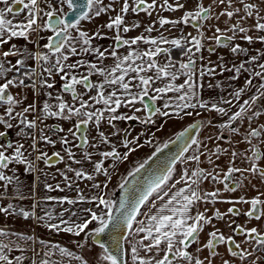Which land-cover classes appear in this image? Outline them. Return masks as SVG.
I'll use <instances>...</instances> for the list:
<instances>
[{
    "label": "snow or ice",
    "instance_id": "snow-or-ice-1",
    "mask_svg": "<svg viewBox=\"0 0 264 264\" xmlns=\"http://www.w3.org/2000/svg\"><path fill=\"white\" fill-rule=\"evenodd\" d=\"M260 2L264 3V0H260ZM59 3L67 4L73 13L71 18L58 14L57 9L53 8L51 4H48L51 10L45 11L40 7V0H27V2L26 0H0V4L4 5V7H0V48L9 44L14 38H22L26 43H34L40 47L38 41L31 40L30 36L45 30H50L53 33L47 38V43L42 46L47 49V52L32 53L27 50L26 46L21 49L16 44H11L8 51H0V57L3 58L0 59V79L4 80L3 83H0V106H6L4 115L0 116V125L12 129L14 125L10 121L19 119V125L23 127L20 128L18 135L27 138L29 133L25 129L35 130L37 119L41 122L47 118H60L69 121L75 119L74 126L69 128L65 135L59 137V143L63 146L71 163L82 164L87 161L93 165V171L89 174L82 169L72 168L69 163L66 170L60 171L59 174L63 177L68 188L72 187V181L67 172H73L77 180L84 178L88 181H95L97 175H103L105 181L102 184L94 182L91 185L96 190V194L91 197L84 195L82 190L77 187L78 196L76 199L53 196L44 198L45 202L57 205L67 203L74 206L78 203H94L96 210L93 208L82 209L83 217L79 216L77 211L72 208H64L59 213L55 212L54 208L44 209L43 215L37 216L36 203L33 204L31 211L16 208L12 203H9L5 207H0V213L6 216H22L25 220H37L43 223L49 231L56 233L64 232L77 237L84 233V239L76 242L77 247L84 249L89 246V241H91V246H98L101 249L98 254V264H127L126 250L120 240L115 239L112 245H107L101 241V236L120 228H124L132 234L134 224L138 225L135 227L134 233L139 239L134 243L130 242V252H127L132 264H213L214 259L219 255L217 248L220 245H227L229 255L242 261L253 255L252 251L242 249L241 243L237 242L234 236L225 237L215 227L213 220L223 221L225 217L241 215L240 209L235 205L243 203L250 205L248 211L243 215L248 220L260 221L264 218V199H261L264 193L251 199L240 197L238 200H222L220 199L221 190L218 187L213 191H205L201 185L206 181L213 185L223 184L224 191L235 192L243 186L244 180L249 177L258 176L264 182V167H260L258 163L264 161V149L260 147V144H264V124L256 128L251 127L254 119L264 116V109L252 111V114L248 115L252 106L257 105L261 98H264V63L257 65L261 71L245 67L246 64H255L259 58L264 57V52L257 50V55L250 56L249 60L242 61L238 66L233 65L232 67L223 63L211 66V61L198 67L197 60L203 61L205 57L197 54L201 53L204 48L203 22L211 21L213 18L219 20L220 16H227L231 20L234 16H238L241 10L244 15L235 24L229 25L226 29L216 27L213 36L207 37V39L213 40L219 47L229 48L233 55H247L248 53V49L240 44L232 45V42L240 34H243L240 39L248 44L256 42L264 44V36L254 38L248 34L253 30L264 32V15H261L260 5L240 0L241 9L239 7L232 8V0H213V3L208 6H205L202 0H196V8L185 10L184 16L180 19L173 20L161 16L157 21L147 26L145 31L151 33L156 23H159L161 28H164L165 25L176 27L179 24H192L197 28V36H192L191 33L185 36L181 33L179 38L168 39L162 34L158 38L142 34L135 38H125L121 35V30L126 34L140 27L138 21H133L130 25L126 24L125 17L129 12L137 15L144 12L151 17L158 4L157 0H151V3L148 0H133L131 4L129 0H123L117 15L110 17L106 25L100 26L101 28L106 27L110 31L115 30L116 33L110 38L114 43L102 50V46H94L93 41L109 39V37L102 35L99 28L90 35L80 28V24L82 21L90 22L102 14L116 11L113 5L119 3V0H110L108 4H105L104 0H59ZM186 3L187 0L185 3H181L180 0H175V3L163 0V3L159 4V8L163 11L175 12L186 9ZM225 3L231 10L221 11L213 16V5ZM16 6L22 7L17 8ZM25 10H27L25 21L14 23V19ZM62 11L61 8L59 12L62 13ZM9 16L12 18H8ZM248 18H254L255 24L246 28L242 26L241 21ZM72 30H75L77 35H72ZM141 44L150 45V47L144 49L140 46ZM161 45H169V47H161ZM121 48L125 49L126 54L118 52V49ZM173 49H178L181 56L187 58L186 62L173 59L171 55ZM207 50L212 53L216 49L210 47ZM88 55H94L96 62L77 59L75 62L69 63L72 56ZM10 56L22 58H18L13 64L7 59ZM161 56H163V60L159 59ZM53 57H55L54 60ZM29 58L36 61L40 68L39 74H37L36 68L27 66L26 61ZM109 58L113 60L111 65L104 63ZM218 59L223 61V57ZM217 67L220 69L219 72H217ZM80 69H86V72H81ZM225 71L234 73L229 77L230 80L239 79L242 72H248L249 78L245 80L244 87L230 92L228 98L221 96L215 102L211 99H202L205 90L220 89L224 91L222 82L213 84L211 78L223 75ZM9 73H14V75L7 78ZM54 74H62L60 75L61 81H63L62 92L69 93L71 101H66L62 94H58L55 97L57 103L52 105L45 101L41 114L32 120H29L26 114L36 112L35 104L28 105L22 112H15V107L22 101L17 100L11 94L10 87H31L35 90L37 84L33 77L38 76L40 87L51 89L55 85L49 83L48 78L53 77ZM94 76L99 78L95 82L92 79ZM180 77L184 78L183 82L176 83ZM206 77L210 79L206 81ZM255 77H259L262 82L248 99H243V102L240 103L242 97L253 87V78ZM25 79L30 80L31 83L25 84ZM169 93L173 95L169 96ZM47 95L51 97L52 93L49 92ZM158 101L163 102L159 107L156 106ZM138 104L141 107H137ZM221 105H228V107ZM237 105H239L238 110L230 112L231 108ZM121 108L128 109L131 114L121 113L119 111ZM199 109L215 111L221 117H227L226 121L214 125L220 130V134L214 138L210 136L206 139L223 140L224 131H228L229 138L226 143L231 144L233 135H241L243 142L250 145L247 151H250L251 155H248L247 151L233 150L227 170L220 169L218 171L219 165H216L212 157L215 156L219 160L220 155L227 153L228 149L220 147L219 144L214 150L208 149L205 141L199 138V130L206 125L202 121H197L177 133L174 139L162 145L157 141L152 156L138 163L129 171L127 177L122 178L119 187L123 190L124 196L119 201L118 207L116 202L105 198L104 189L107 188L108 181L111 180L109 168L104 166L106 160L112 161L110 168L115 171L118 162L126 161L131 153L136 152L144 144L152 146L156 135L151 131V128L156 126V119L153 117L172 119L175 116V118L183 119L193 114L202 115ZM140 112H144L145 116H138L137 113ZM117 121H138L144 128L143 131L132 137L131 126L120 129L116 124ZM245 121L249 128L246 132L241 133L239 125ZM104 122L112 128L111 133L106 134L101 130ZM207 124L212 125V121L209 120ZM89 125L96 129L98 139L94 138L95 143H89ZM233 125L238 126L234 127ZM162 129L163 125H160L156 127V132ZM49 130L54 133L65 132L63 127ZM194 131L195 135H193ZM40 133V141L55 146L57 141L46 135L43 128L40 129ZM7 135L6 131H0V138L6 140ZM69 135L72 136V140L68 138ZM142 136L148 137L144 144L140 143ZM112 137H121L120 144L126 149L124 153L117 149L116 144L112 142ZM30 138L32 139L30 148L33 152H39L34 160L29 159L31 153L25 155L27 150L22 143L0 142V182H3L2 187L4 188V192H0V199L6 197L9 185H15L17 193L20 191L16 169H10V165H25L29 172L36 171V161H43L48 167L52 166L49 163L52 157L47 152L37 149V138L34 132ZM253 138H256L260 143L253 144ZM74 141H79V143H74ZM170 144L177 145V151L153 168L150 161H153V158L159 159L158 154L168 149ZM100 145L110 147L111 150L99 152L101 159L94 161L93 153L87 149L89 147L96 149ZM73 147L82 150L83 160L75 158L76 153L73 151ZM9 149L14 150L13 154H6ZM53 155L58 158L59 162H64V157L60 152H55ZM201 157H205L206 162L213 167L211 169L201 167ZM237 157H242L244 161H247L249 167L235 166ZM177 162L184 164L185 167L180 179L169 184ZM190 164H194L195 167H189ZM5 170L11 171L12 175H8ZM246 173L248 175H245ZM181 183L183 186L173 192L172 189L176 184ZM45 188L48 191H64L59 184L55 187L45 184ZM19 198L26 199L27 197L20 195ZM216 203H230L233 207L228 208L225 213L215 209L212 216L207 215L206 207L204 211H200L201 204L215 205ZM145 205H147V210L141 212L142 206ZM65 213H68V219L64 218ZM138 216H143L144 219H137ZM72 217H76V220H72ZM53 221L58 222L54 223ZM93 222H96L98 226L90 229L89 225ZM233 224L235 221L229 220L227 226L232 227ZM206 226H212L214 230L208 233L209 239L201 246L199 237ZM233 233L245 236L244 243L250 245L254 243L257 248H264V233H261L257 227L248 229L236 224ZM12 236L25 241L31 240L33 243L37 242L34 236L10 233L4 228H0V238H4L0 239V264H23L26 259L24 255L10 258L9 253L15 248H19V245L11 239ZM38 242L43 249H46L44 253L46 258L42 259L40 264H60V261L52 258L57 253L61 257H71L79 261L80 264H89L82 255L78 256L66 247L58 244L53 245L44 240ZM193 244H197V253L207 249L209 255L203 259L199 255H194L189 251ZM19 250L22 253L24 251L22 248ZM33 251L36 250L33 249ZM36 254L39 255L38 252ZM32 264H36L34 259ZM223 264H230V261L224 260Z\"/></svg>",
    "mask_w": 264,
    "mask_h": 264
},
{
    "label": "crops",
    "instance_id": "crops-1",
    "mask_svg": "<svg viewBox=\"0 0 264 264\" xmlns=\"http://www.w3.org/2000/svg\"><path fill=\"white\" fill-rule=\"evenodd\" d=\"M26 2H27V0H26ZM202 2L204 3L205 6H208V5L213 3V0H202ZM245 2L259 4L260 8H261V15H264V3H261L260 0H245ZM161 3H163V2H161ZM161 3H159V4H161ZM0 7H4V5L0 4ZM237 7L242 9V5L240 4V0H232V8H237ZM220 8H222L221 11L231 10V8L228 7L227 3H225L223 5H213V16H215L218 13V10ZM158 9H160V8L158 7ZM215 11H216V13H214ZM161 13H162L161 15H159L158 13H155V15L152 16L151 20L148 21L147 25H146V22L142 21L143 19L141 20V18H128L127 20L128 21L130 20V22H127L129 25L133 21H138L140 23L139 28H136V29L129 32L128 38H135V37L142 35V34L144 36H151L154 38H158L161 35L160 31L162 29H164L163 30L164 33L162 35L167 37L168 39L179 38L181 36V33H183V35L187 36V25H184V24H179L176 27H172L171 25H165L164 28H161L159 23H156L155 28L151 33L146 32L145 28L147 26L151 25L154 21H157L159 17L162 16V17H165L167 19L178 20L179 18H176V16L180 15V18H181V16L185 14V11H183V14L171 13V14L164 15L165 11H163ZM243 15H244V12H243V10H241L240 14L238 16H234L231 20H229L227 16H220L219 20H216L213 18L211 20L213 25H214L213 29H215L216 27H219L221 29H226L229 25L235 24L240 19V17ZM26 16H27V10H25L24 12H21L20 15L14 19V23H19V22L25 21ZM8 18H12V17L9 16ZM142 23H144V24H142ZM241 23H242V26L248 28V27H251L252 25L255 24V19L254 18H248L245 21H241ZM203 25L207 26L206 24H204V22H203ZM193 28L197 30L196 27H193ZM170 31H171V33H169ZM248 34L252 35L254 38L258 37V36H264V32H257L255 30L249 32ZM35 35H36V33H33L30 36V39L33 40L35 38ZM228 35H231V33H228ZM242 35L243 34H240L239 36H237V38L232 42V45L240 44L242 47L247 48L248 49L247 55H244V54L233 55L230 52L229 48L216 46V47H213L216 49L215 52L210 53L208 51V53H204L202 55L203 57H205L204 64H208V62L211 61L212 62L211 66H215L216 64H219V63H223L224 65H226L228 67H232L233 65L238 66L242 61L249 60L250 56L257 55V50L264 52V44H262L260 42L248 44L246 41L240 39V36H242ZM20 39H22V38H20ZM22 40H24V39H22ZM99 42L100 41H96V42H93V44H95V46H100L98 44ZM42 43H44V40ZM204 43H205V40L203 41V44ZM25 44H29V43H25ZM32 44H34V43H32ZM100 44H101L102 50H103V48H105V45H104V43L103 44L100 43ZM5 45H8V44H5ZM43 45L44 44H42L41 46H43ZM140 46L144 49H147L148 47H150V45H143V44H141ZM208 47L210 48L212 46H208ZM42 49L43 50H41V48H39V51L47 52V50L44 49L43 47H42ZM118 52L126 54L125 50H118ZM219 57H223V61H220L218 59ZM54 59H55V57H53V60ZM77 59H87L89 62H96L94 55H88V56H72L69 60V63H73ZM159 59L163 60V56H161ZM181 60L186 62V57H183ZM104 63L111 65L113 63V60L111 58H109V59L105 60ZM260 63H264V57L259 58L255 64H246L245 67L246 68L251 67L256 71H261V69H259L257 67V65ZM198 64L199 63L197 62V66H198ZM80 71L86 72V69H80ZM219 71H220V69L217 67V72H219ZM233 74H234L233 72L225 71L223 73V75H217L214 78H211V81L213 84H215L217 82H222V87H223L224 91H221L220 89H214L212 91L205 90L202 94V99H204V100L211 99L212 101L215 102V101H218L221 96L228 98V94L230 92H232L233 90H238L241 87H244L245 86V80L247 78H249V73L248 72H242L239 76V79L230 80L229 77H231ZM60 75H62V74H60ZM60 75L48 78V82L54 83V85H55L51 89H48L46 87L42 88V87H40V84H39L37 86V92L38 93H36V97H34L32 102H30V103H27V100H22V99L18 98L13 92L10 91L11 94L17 100L22 101L18 106L15 107V112H22L24 108L28 107V105L35 104L36 112H34V113L29 112L28 114H26L28 119L32 120L41 114V109H42L45 101L49 102L52 105H55L57 103L55 97L58 94H62L66 101H71V95L69 93H63L62 92L63 81H61ZM92 79L95 82L99 78L94 76ZM183 79H184L183 77H180V79L178 81H176V83L183 82ZM208 79H210V78H208V77L205 78L206 81ZM261 82L262 81L259 77L253 78V87H251V89L242 97L240 103L243 102V99H248L256 91V87L259 86V84ZM49 92L52 93L51 97H49L47 95V93H49ZM92 94H95V93H92ZM168 95L171 96L173 94L169 93ZM259 102H260L259 109H255L252 106V108L249 111H256V110L264 109V98H261V100ZM162 103H163L162 101H158L156 106L159 107V106H161ZM76 106L78 107L79 105L77 104ZM221 106L226 107V108L228 107V105H221ZM137 107H141V105L138 104ZM238 107H239V105L231 108L230 112L237 111ZM5 108H6V106H0V116L4 115ZM200 110H202V109H200ZM119 111L121 113L128 112L129 114H131V112L128 109L121 108ZM137 115L144 117L145 113L140 112V113H137ZM248 115H249V112H248ZM218 116H219V118L210 119L212 121V125L207 124V122L209 120L204 123L206 126L201 129L199 138L205 141L208 149L214 150L216 147V144H220L222 148L228 149L227 153H222L220 155L219 160H217L215 156L212 157L213 160L215 161L216 165H219V168L217 169L219 171L220 169H223V170L227 169L228 164H229V160L231 158V152L233 150H235L237 152H246L248 150L249 145L246 142H243V137L241 135H233L231 137V140H232L231 144L226 143V142L216 141L215 139H211V140L206 139L207 137H210V136L214 138L215 136L219 135V133H220L219 129L217 127H215L214 125H218V124L227 120V117H221L220 115H218ZM154 118L155 117H153V119ZM10 122L14 125V127L12 129H7L4 125H0V131H6L8 134L7 139L5 140L3 138H0V142H2V143L12 142L13 144L22 143L24 145L25 149L27 150L25 152V155L27 156L28 153H31V156H29V159L34 160L35 156L39 155V152H33L32 149L30 148V145L32 144V139L30 138V136L32 134V133H30L31 130L25 129V131L29 133V137H27V138L23 135H18L20 128L23 127L22 125H19V119H14V120H11ZM36 123H37V131H34V134L37 138V145H36L37 149L42 150L44 152H47L49 156L53 155L55 152H60L61 155L64 157V162H60L57 165H53L51 167H48V166H43V163H42L43 161H36V165L38 166V170H37V173H32V176H29V175L27 176V174H26L27 170H26L25 165H18V164L10 165L9 166L10 169L11 168L16 169V175L19 177L20 191H19V193H17L16 186L15 185H9L8 189H7V195L3 199H7L9 197H14V196L19 198L20 195H23L24 197L30 198V196H32L34 194V192H38L39 194L44 193L45 195H51L52 191L47 192L48 190H46L45 184H51L54 187H55V185L59 184L60 187L64 189V192L57 190L55 192L53 191L54 192L53 194H58V192H59L60 196L65 194L66 192L77 191V187L80 190H82L84 195H86L88 197L92 196L93 188L92 187L90 188V185H92L94 182L102 183L103 179H101V178L103 176L97 175L95 181H88L86 179V180L80 181V183H79L78 180H76L73 172H67V175L70 177L71 181L74 182L72 184V187L68 188V187H66V182L64 181L63 177L59 174L60 171L66 170L67 165L69 163H71V161L68 160L66 152L63 150V146L59 143V137L65 135L67 133L68 129L74 126L75 119L69 121V120H62L60 118H47L43 122H41L39 119H37ZM116 124L120 129H124V128L128 127V122L117 121ZM262 124H264V116H261L258 119H254L253 123L251 124V127L256 128ZM239 126L241 128V133L246 132L249 128L247 121H245L243 124H240ZM56 127L57 128L63 127L65 132H63V133L55 132L54 133L53 131L49 130L51 128H56ZM41 128L44 129V133L46 135L50 136L52 140L57 141L55 146L46 144L45 142L39 140V137L41 135V133H40ZM88 128H89V130H88L89 131L88 132L89 143H95L96 140L94 138L98 139L96 129L94 127H92L91 125H89ZM131 128H132V133L134 131L139 133L140 131L143 130L144 126L141 124L136 125V126L131 125ZM154 129L155 128L152 127L151 131L155 132ZM101 130L105 131L106 134H109L112 132V128L107 126L106 122H104L102 124ZM132 137H134V135ZM68 138L70 140L73 139L71 135H69ZM111 139H112V142L116 144L117 149L120 152H123V147L120 144L121 137H112ZM74 143H75V141H74ZM263 147H264V144H263ZM143 148L144 147H141L138 150L142 151ZM110 150H111V148L107 147L105 145H100L99 148H96V149H93L90 147L87 149V151L93 153V160L94 161H99L101 159V157L98 154L99 152L110 151ZM13 151H14L13 149H9L6 154L11 155V154H13ZM73 151L76 153L75 158L77 160H83V152L82 151H78V149L75 147H73ZM247 154L249 155L248 151H247ZM201 161H202V163H201L202 167L207 168V169H211L213 167V165H209L206 162L205 157H201ZM111 163H112V161L110 159L106 160L104 166L106 168L110 169ZM258 163L260 165H264V161H261ZM71 166L74 169H82L83 171H85L89 174H91L93 171V165L87 161H84L82 164L71 163ZM194 166H195L194 164L189 165V167H194ZM235 166L240 167V168H247V167H249V164L247 161H244L242 157H237L235 160ZM184 167H185V165L182 164L181 173H182V170ZM5 171L8 175H12L11 171H9V170H5ZM45 173H46V175H45ZM249 180H250V182H249ZM249 180L247 182H244L243 188L241 190H239L237 193L238 196H245V197L256 196V195H258L259 190H261L263 188L262 186H259V185H262V182H260L258 180L254 181V180H256V177H249ZM249 183L252 184L250 187L247 186V185H249ZM2 184H3V182H0V192H4V188L2 187ZM182 186H183V184L181 183V185L177 186L176 188L179 189ZM216 187L217 186H211L210 183L206 181V184L204 185L203 189L205 191H213ZM218 188L221 190V196H225V191H224V188L222 187V185L218 186ZM3 199H0V200H3ZM132 238L133 237L131 234L130 238H129L130 241L128 242L129 249L131 247L130 242H132Z\"/></svg>",
    "mask_w": 264,
    "mask_h": 264
},
{
    "label": "rangeland",
    "instance_id": "rangeland-1",
    "mask_svg": "<svg viewBox=\"0 0 264 264\" xmlns=\"http://www.w3.org/2000/svg\"><path fill=\"white\" fill-rule=\"evenodd\" d=\"M186 0H180L181 3H185ZM106 2V0H104ZM170 3H175V0H169ZM48 4H51L53 8L57 9L58 14L63 15L66 11H68V6L64 4H55L52 2V0H40V7L43 8L45 11L51 10L48 7ZM204 4V3H203ZM116 5V6H115ZM116 9V11H111L107 14H102L100 17L93 18L90 22L89 21H82L80 24V28L84 31H87L90 35L95 33L97 29L99 28L101 31V34L104 36L109 37V39H96L93 42L100 41L98 44L101 46L100 43H104L105 48H107L109 45H111L112 39L116 33L115 30H108L106 27L101 28L100 26L106 25L109 22L110 17H115L117 13L120 11V8H118V4L113 5ZM118 6V7H117ZM62 8V13L59 12V10ZM196 8V0H187L186 3V9L185 10H194ZM184 9L172 12L175 14H183ZM222 8L218 10V13H220ZM157 12V9L156 11ZM159 13V12H158ZM168 11L164 15H166ZM216 13V11L214 12ZM217 13V14H218ZM146 15V13L142 12L139 15ZM161 14V13H160ZM45 19H47L45 17ZM146 18H143V22H146V25L148 21ZM41 23L43 21H40ZM127 23V22H126ZM144 24V23H142ZM207 26H203L202 31L205 33V43L204 48L202 49L201 53H198L197 55H203L204 53H208V46L216 47L217 45L213 40L207 39V37L213 36L215 29H213L214 25L212 21L204 22ZM162 29L160 31L161 34L164 33ZM171 33V31L169 32ZM191 33L192 36H197L198 32L196 29H194L190 24L187 25V35ZM52 32L50 30L40 31L39 33H36L35 38L33 41H38V44L40 47H37L36 44H25L26 42L22 39H13L8 45H4L3 48H0V51H8L11 44H16L18 48L23 49L25 46L27 47V50L29 52L35 53L39 51V48L42 49V44H45L47 42V38L51 36ZM72 35H77L75 30H72ZM126 38V35H123ZM44 40V43H42ZM42 41V42H41ZM95 46V44H93ZM161 47H169V45H161ZM47 50V49H46ZM125 50V49H123ZM18 58L22 57H8L7 59L10 60L13 64L16 63V60ZM0 59H3L0 57ZM187 60V58H186ZM198 67L203 63L204 60H197ZM36 61L29 58L26 61V64L28 67H32ZM14 75V73H9L7 78H11ZM4 80L0 79V83H3ZM9 91L13 92L18 98L22 100H27V103L32 102L34 99V95L36 94L37 89L33 90L31 87H10ZM26 97V99H25ZM199 111L202 113V115L197 116L193 114L192 116H186L183 119L175 118V116L172 119H168L167 117H155L156 119V126L154 127V131L156 132V127L163 125V129L159 132H156L155 139L153 141V145L149 146L147 144H144V141L148 138L146 136H142L140 143L144 144L143 150H137L136 152L131 153L129 155L128 159L126 161L120 162V165H118V169L115 168V171H110L111 173V180L109 181L111 187H107L104 189V194L106 199H111L110 196L114 192V189L118 186L119 182H121L122 178L126 177L134 167L137 166L138 163L143 162L144 160L148 159L152 156L153 152H155L156 149V142L158 141L160 145L163 143L170 141L172 138L176 136L178 132L184 129L185 126L192 124L196 120L206 122L208 121V118L211 116V112L206 111L204 109ZM165 121H167L165 123ZM143 131V130H142ZM141 132V131H140ZM126 151L125 148H123L124 153ZM141 152V153H140ZM176 166L174 167V173L176 171ZM111 169V168H110ZM174 175V174H173ZM103 181H105V178H101ZM102 181V182H103ZM49 192V191H47ZM55 192V191H54ZM53 191L51 192V195H45L44 193L39 194L38 192H34L30 198L27 199H20L17 197H9L7 199L0 200V207H5L7 204L12 203L16 208H24L25 210L31 211L32 206L34 203H36L35 212L37 216L43 215L44 209H55V212L59 213L64 208H72L74 211H77L78 215L83 217L84 213L82 212V209L85 208H93L96 210V205L94 203H78L76 205H68L67 203H63L62 205H57L52 202H45L46 197L53 196V197H68L71 199H76L78 196L77 191H71L66 192L65 194L61 195L59 194H53ZM64 192V191H63ZM96 194V190H92V196ZM91 197V196H90ZM114 211V209H113ZM65 219L69 218L68 213H65L64 215ZM72 220H76V217H72ZM58 222V221H53ZM81 222V221H77ZM98 226L96 222H93V224L89 225V228H95ZM0 228H4L5 230L9 231L10 233H19L27 236H34L36 238V243H33V241H25L22 239H17L16 236H12L11 239L15 241L17 245H19V248H15L11 253H9L10 258H14L18 255H24L26 259L23 261V264H32V260L34 259L36 261V264H40V261L45 257L44 253L46 249H43L41 244L38 242L40 240H44L46 242H49L53 245H60L62 247H66L71 252H73L76 255H82L85 259L88 260L89 264H98V254L101 252V249L98 246H91V241H89V246H86L84 249H80L77 247L76 242L82 241L84 239V233H81L79 237L60 232L56 233L53 231H49L46 227H44L43 223L34 220V219H28L25 220L22 216L17 215H11L6 216L3 213H0ZM4 239V238H0ZM130 241V239H129ZM128 241V242H129ZM127 240L125 241V243ZM127 244V243H126ZM89 247H91V250H89ZM24 249L23 253L19 249ZM33 249L36 251L34 252ZM39 253L37 255L36 253ZM54 260L60 261V264H80L79 261L71 258V257H61L59 253H57L54 257H52ZM131 264V263H128Z\"/></svg>",
    "mask_w": 264,
    "mask_h": 264
},
{
    "label": "flooded vegetation",
    "instance_id": "flooded-vegetation-1",
    "mask_svg": "<svg viewBox=\"0 0 264 264\" xmlns=\"http://www.w3.org/2000/svg\"><path fill=\"white\" fill-rule=\"evenodd\" d=\"M52 2H54L56 5L57 4H59V0H52ZM110 2V0H106V2H104L105 4H108ZM148 2L149 3H151V0H148ZM161 2H163V0H157V4H158V7H159V3H161ZM129 3L131 4V3H133V0H129ZM66 4V3H65ZM116 4H118V8H120L121 6H122V4H123V0H119V3H116ZM67 5V4H66ZM116 6V5H115ZM158 7H157V12H153V15H155V13H158L159 15H161L162 13L161 12H163V10H161V9H158ZM69 8V7H68ZM70 9H68V11H69ZM68 11H66L63 15L64 16H66V14H67V12ZM140 13H142V12H140ZM139 13V14H140ZM161 13V14H160ZM165 13H166V11H165ZM172 12H169L168 11V13L167 14H171ZM137 15V14H134V13H131V11L129 12V14L125 17V22H130V20L128 21L127 19L128 18H141V19H143V18H146L147 17V21H149V20H151V18H152V16L151 17H149L147 14L145 15ZM184 15H182L181 17H183ZM176 18H179L180 19V15H177L176 16ZM126 24H128V23H126ZM115 33V32H114ZM128 34H129V32L128 33H123L122 32V30H121V35L123 36V35H126V38H128ZM51 35H53V33L51 34ZM111 43L113 44L114 42H113V40L111 41ZM124 48H121V49H118V50H123ZM173 51V50H172ZM176 52H175V54H172L171 53V55H172V58L173 59H175V60H181L183 57L181 56V53H180V51L179 50H175ZM31 68H36V70H37V74H39V72H40V68H39V66L37 65V63H35ZM53 76H58V75H56V74H54ZM33 79H35L36 80V84H37V86L40 84V81H39V79H38V76L37 77H33ZM31 83V81L30 80H28V79H25V84H30ZM36 89H37V87H36ZM36 93H38L37 91H36ZM34 97H36V94L34 95ZM259 107H260V102H258V104L257 105H254L253 106V108H255V109H259ZM254 109V110H255ZM252 114V111H249V115H251ZM212 118H219V116H218V114L215 112V111H211V116L208 118V120H210V119H212ZM197 121H199V120H196L195 122H193V123H196ZM203 122V121H202ZM192 123V124H193ZM205 123V122H204ZM136 126V125H139V122L138 121H128V127L129 126ZM189 125H191V124H189ZM189 125H187V126H185L184 127V129L185 128H187ZM234 127L235 126H237V125H233ZM57 128V127H56ZM132 129V128H131ZM183 129V130H184ZM27 130H31V132L30 133H33L34 131H37V128L35 129V130H32V129H27ZM88 130H89V128H88ZM183 130H181V131H183ZM89 132V131H88ZM200 132H201V129L199 130V135H200ZM219 132H220V130H219ZM137 133L138 132H131V136H136L137 135ZM179 133V132H178ZM220 134V133H219ZM223 136H224V139L223 140H220L221 142H226L227 140H228V138H229V132L228 131H224V133H223ZM129 138H131V137H129ZM175 138V137H174ZM174 138H172V139H174ZM171 139V140H172ZM75 143H79V141H75ZM252 143L253 144H258V143H260L256 138H253L252 139ZM216 146H217V144H216ZM219 146L221 147V145L219 144ZM260 147L262 148V149H264V147H263V144H260ZM250 148V145L248 146V149ZM78 149V148H77ZM78 151H82L81 149H78ZM249 152V155H251V152L250 151H248ZM122 153V152H121ZM51 157L53 158V157H55L54 155H51ZM57 158V157H56ZM43 163V166H46L45 165V163L44 162H42ZM58 163H60L59 161H58V158H57V161L56 162H54V163H50V164H52V166L53 165H57ZM112 164V163H111ZM118 165H120V162H118V164H117V166ZM177 168H176V171H175V173H174V175H173V178H172V180H170L169 181V184H173V183H175V181L176 180H178V179H180V176H181V166H182V163H180V162H177V164L175 165ZM201 166V165H200ZM259 166L260 167H264V165H260L259 164ZM195 167V166H194ZM202 167V166H201ZM116 169H118V167L116 168ZM37 170H38V166L36 165V171L35 172H29V171H26V174H27V176L29 175V176H32V173H37ZM227 169H225V171H226ZM109 171H112V169H109ZM238 176H239V174H237ZM245 175H247V174H245ZM101 176H103V175H101ZM128 176V175H127ZM126 176V177H127ZM102 178H104V176L102 177ZM130 178V177H129ZM77 180V179H76ZM82 180H86V179H84V178H81V179H79L78 180V182L80 183V181H82ZM249 179H246V180H244V182H247ZM260 181V182H262L261 180H260V178L258 177V176H256V180H254V181ZM104 182V181H103ZM102 182V183H103ZM244 182H243V184H244ZM74 182H72V184H73ZM101 183V184H102ZM120 183L121 182H119V184H118V186L114 189V192L111 194V196H110V198H111V200L112 201H114V202H116V205L119 203V196H118V194H119V190L121 189L120 187H119V185H120ZM210 183V185L211 186H220V185H222V187L224 188V186H223V184H219V185H213L211 182H209ZM206 184V182L203 184V185H201V187H202V189L204 188V185ZM179 185H181V184H176V186H175V188H173L172 189V191L174 192V191H176V187L177 186H179ZM252 184L251 183H249V185H247L248 187H250ZM259 186H262L263 188L261 189V190H259V192H258V195L260 194V193H264V182H262V185H259ZM76 187V186H75ZM107 187H111L110 186V183H109V181H108V185H107ZM90 188H91V185H90ZM243 188V186L242 187H240L237 191H235V192H226L225 191V196H221L220 197V199H222V200H238L240 197H244L245 199H251V198H254V197H256V196H247V197H245V196H238L237 195V193H238V191L239 190H241ZM261 199H264V196H261ZM158 203V202H157ZM159 204V203H158ZM205 207L208 209V211H207V215L208 216H212L213 215V212H214V210L215 209H219L222 213H225V212H227V209L228 208H230V207H233V205L232 204H230V203H216L215 205H212V204H208V205H204V204H201L200 205V211H204L205 210ZM235 207L236 208H238V209H240V211H241V215H239V216H236V217H225V219L223 220V221H220V220H213V224L215 225V227L216 228H218L219 230H220V232L221 233H223V235L225 236V237H228V236H234V238L236 239V241L237 242H239V243H241V248L242 249H248L249 251H252L253 252V255H251V256H248L245 260H240L239 258H236V257H231L230 255H229V252H228V246L227 245H220L218 248H217V251H218V253H219V255L214 259V261H213V264H223V261L224 260H229L230 261V264H253V262H255V264H264V248H257V246L253 243V244H247V243H244V241H245V236H243V235H235L234 233H233V228L235 227V225L236 224H239V225H242V226H244V227H246V228H248V229H250V228H252V227H257L258 228V230L261 232V233H264V218H262L260 221H256V220H248V218L245 216V215H243V213L244 212H246V211H248V209H249V207H250V205H248V204H243V203H240V204H236L235 205ZM115 210V209H114ZM147 210V205H145V206H142V208H141V212H144V211H146ZM137 219H144V217L143 216H138L137 217ZM229 220H234L235 221V224H233V226L232 227H228L227 225H228V222H229ZM138 225H136V224H134L133 225V232H132V242L134 243L136 240H138L139 239V237L138 236H136L135 235V233H134V229H135V227H137ZM214 229L212 228V226H206L205 227V229H204V231L200 234V237H199V243H200V245L202 246L204 243H206L207 242V240L209 239V236H208V233L210 232V231H213ZM130 233L128 234V236H127V238H126V240H127V244L125 243V250H126V256H125V259L127 260V264L128 263H131L132 264V261H131V258H130V255H128L127 254V252H130V249H129V244H128V241H129V238H130ZM106 238V233L105 234H102V240L103 239H105ZM125 240V241H126ZM196 249H197V244H193L192 246H191V248L189 249V251H191L194 255H199V257L201 258V259H203L204 257H207L208 255H209V253H208V250L207 249H205L203 252H199V253H197L196 252Z\"/></svg>",
    "mask_w": 264,
    "mask_h": 264
},
{
    "label": "water",
    "instance_id": "water-1",
    "mask_svg": "<svg viewBox=\"0 0 264 264\" xmlns=\"http://www.w3.org/2000/svg\"><path fill=\"white\" fill-rule=\"evenodd\" d=\"M17 8L22 7V6H16ZM73 16V13L71 10H69L66 14V18H71ZM195 131L193 132V135H195ZM177 151V145H173L170 144L168 149H165L163 151V153L158 154L159 155V159L153 158V161H150V163H152V167L156 168L158 165H160V163L162 161H164L166 158H168L171 154L175 153ZM57 161L56 157H53L51 161H49V163H54ZM129 180H131V178H129ZM119 201L121 200V198L124 196V192L122 189L119 190ZM119 203L117 204L118 207ZM115 211V210H114ZM129 232L127 230H125L124 228H120L119 230H115L112 233H106V238L102 240V236H101V241L107 245H112L113 241L115 239H119L121 244L124 246L125 248V240L128 236Z\"/></svg>",
    "mask_w": 264,
    "mask_h": 264
},
{
    "label": "trees",
    "instance_id": "trees-1",
    "mask_svg": "<svg viewBox=\"0 0 264 264\" xmlns=\"http://www.w3.org/2000/svg\"><path fill=\"white\" fill-rule=\"evenodd\" d=\"M175 50H178V49H173L172 54H175V52H176Z\"/></svg>",
    "mask_w": 264,
    "mask_h": 264
}]
</instances>
